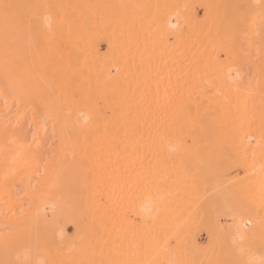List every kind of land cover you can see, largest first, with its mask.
I'll use <instances>...</instances> for the list:
<instances>
[{"label":"bare ground","instance_id":"6f19581e","mask_svg":"<svg viewBox=\"0 0 264 264\" xmlns=\"http://www.w3.org/2000/svg\"><path fill=\"white\" fill-rule=\"evenodd\" d=\"M0 264H264V0H0Z\"/></svg>","mask_w":264,"mask_h":264},{"label":"rangeland","instance_id":"374dc122","mask_svg":"<svg viewBox=\"0 0 264 264\" xmlns=\"http://www.w3.org/2000/svg\"><path fill=\"white\" fill-rule=\"evenodd\" d=\"M207 244H208V243L206 242V243L201 244V246H202V247H205V246H207Z\"/></svg>","mask_w":264,"mask_h":264}]
</instances>
